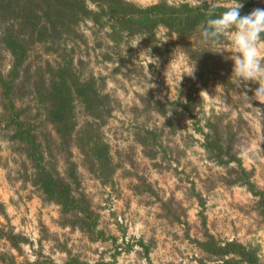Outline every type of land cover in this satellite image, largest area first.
Listing matches in <instances>:
<instances>
[{
	"label": "rangeland",
	"instance_id": "obj_1",
	"mask_svg": "<svg viewBox=\"0 0 264 264\" xmlns=\"http://www.w3.org/2000/svg\"><path fill=\"white\" fill-rule=\"evenodd\" d=\"M129 1L146 6L161 0ZM255 1L264 4V0ZM258 28L254 23L241 26L218 46L223 60L232 64L229 84L214 78L203 84L196 64L167 28L157 30L153 43L142 35H128L117 44L110 39L108 27L83 22L80 30L86 42L75 45L76 61L85 62L87 73L103 77L106 90L116 98L104 133L120 167L114 181L103 184L82 165L76 147L74 157L83 186L100 214V228L116 240L92 241L86 233L63 226L60 207L21 178L23 157L0 130V201L7 214L0 222L29 239L20 250L0 239V254L6 256L0 264H11V254L18 264L43 256L63 264L70 255L111 264H197L203 253L196 239L204 238L206 232L221 240L258 245L264 257L259 197L246 185L225 182L228 167L208 157L203 136L196 130L208 118L231 121L237 132L235 150L257 188L264 191V92L258 91L264 87V40ZM197 87V116L193 117L184 111L183 103ZM155 100L167 107V116L154 109ZM77 113L81 126L86 120L81 105ZM140 126L162 135L163 147L156 158L149 157L138 142ZM141 240L151 246L150 260Z\"/></svg>",
	"mask_w": 264,
	"mask_h": 264
},
{
	"label": "trees",
	"instance_id": "obj_2",
	"mask_svg": "<svg viewBox=\"0 0 264 264\" xmlns=\"http://www.w3.org/2000/svg\"><path fill=\"white\" fill-rule=\"evenodd\" d=\"M234 1L226 5L161 0L142 6L129 0H0V130L23 157L21 178L60 207L63 226L86 233L92 241L116 240L100 228V214L83 186L74 157L76 147L82 165L103 184H111L120 167L104 133L116 108V98L106 90L103 77L87 73L85 62L76 61L75 45L86 42L80 25L91 20L108 27L110 39L117 44L128 35H142L153 43L157 30L165 27L196 64L199 81L207 84L214 78L229 84L232 64L223 60L218 46L228 42L229 33L251 23L259 27L257 34L264 40V4ZM198 90L191 91L183 103L184 111L193 117L197 116L199 97L194 94ZM258 91L264 92V87ZM78 105L86 115L81 126ZM154 109L168 115L160 100H155ZM206 120L204 125L196 124V130L203 136L202 146L208 157L228 167L226 183L246 185L259 197L258 210L264 217V191L257 188L235 150V125L219 117ZM161 136L143 126L136 131L138 142L151 158H156L163 147ZM2 215L7 214L0 201V218ZM0 239L16 250L29 242L26 235L1 222ZM139 242L150 260L151 246ZM196 243L203 253L197 264H264L258 245L221 240L210 232ZM9 256L11 264H18L14 254ZM5 258L0 254V260ZM22 264L59 263L43 256ZM63 264L111 263L70 255Z\"/></svg>",
	"mask_w": 264,
	"mask_h": 264
}]
</instances>
